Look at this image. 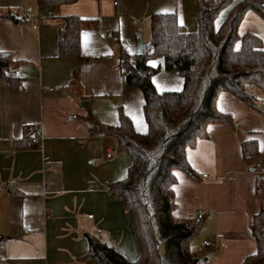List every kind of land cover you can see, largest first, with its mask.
Returning <instances> with one entry per match:
<instances>
[{
	"label": "crops",
	"instance_id": "crops-1",
	"mask_svg": "<svg viewBox=\"0 0 264 264\" xmlns=\"http://www.w3.org/2000/svg\"><path fill=\"white\" fill-rule=\"evenodd\" d=\"M241 1L220 13L217 28ZM196 12L193 0H77L53 8L0 0V55L15 63L20 80L15 87L0 78V264H95L84 257L88 236L102 238L98 229L127 260L139 258L131 215L109 191L126 178L132 161L95 126H117L122 110L138 132L147 131L142 93L126 83L120 59L137 54L138 36L151 48L153 15L175 13L193 32ZM71 16L83 21L85 59L59 54L63 19ZM238 33L264 45V20L248 12ZM153 83L159 92L181 91L184 81L161 70ZM256 95L254 109L221 93L218 110L235 127L212 123L208 138L188 150L197 180L176 172L174 217L197 220L204 213L191 243L199 264H242L257 250L250 225L264 209V194L257 193L258 181L264 182V94ZM26 129L34 130L31 139L40 136L36 145L25 139ZM248 141L257 142L259 154L243 159Z\"/></svg>",
	"mask_w": 264,
	"mask_h": 264
},
{
	"label": "trees",
	"instance_id": "trees-1",
	"mask_svg": "<svg viewBox=\"0 0 264 264\" xmlns=\"http://www.w3.org/2000/svg\"><path fill=\"white\" fill-rule=\"evenodd\" d=\"M42 8L71 4L77 0H37ZM197 7L195 30L189 32L175 13L156 14L151 18V52L136 54L132 64H121L125 81L143 96V115L147 131L140 133L122 110L117 126L96 125L97 131L117 140L119 150L132 161L126 178L109 185L124 209L131 215L139 258L131 262L100 237L88 236L85 260L95 264H199L191 248L203 227V220H178L174 187L176 172L193 180L198 174L191 167L187 152L201 139H207L208 126L223 123L235 127L233 119L218 110L221 93H230L251 108H257V92L264 94V45L253 35L240 36L239 26L252 11L264 20V0H242L217 28L220 13L233 0H193ZM13 22L20 21L8 15ZM65 32L59 41L62 58L85 59L81 53L83 21L63 19ZM126 56V55H124ZM163 65L154 67L153 61ZM161 70L183 78L181 91L159 92L153 77ZM15 63L0 55V78L18 87ZM34 130L26 129L30 140ZM243 159L259 154L256 141L242 144ZM258 195L264 194V182L258 181ZM257 250L242 264H264V209L250 225Z\"/></svg>",
	"mask_w": 264,
	"mask_h": 264
},
{
	"label": "built area",
	"instance_id": "built-area-1",
	"mask_svg": "<svg viewBox=\"0 0 264 264\" xmlns=\"http://www.w3.org/2000/svg\"><path fill=\"white\" fill-rule=\"evenodd\" d=\"M117 4H118V3H115V5H117ZM33 28L35 29V28H37V26H34ZM109 38H113V36H112V35H109ZM150 52H151V48H150V49H147L144 53H145V54H149ZM134 61H135V56H122L121 59H120V63H121V64H125V63L132 64V63H134ZM39 139H40V136H36V137L32 138V139H31V143H32V145H36V144L38 143V140H39ZM108 156L111 157V156H112V153H110ZM203 216H204V213L201 212V213L199 214V216H198V219H202ZM89 218L92 219L93 216L90 215ZM97 233H98L102 238H107V237H108V234H107L106 232H104L102 229H98V230H97ZM1 240H2V237H0V241H1ZM205 245H206V246H209V243L206 242Z\"/></svg>",
	"mask_w": 264,
	"mask_h": 264
},
{
	"label": "water",
	"instance_id": "water-1",
	"mask_svg": "<svg viewBox=\"0 0 264 264\" xmlns=\"http://www.w3.org/2000/svg\"><path fill=\"white\" fill-rule=\"evenodd\" d=\"M149 47L150 44H143L141 37L138 36L137 54H143Z\"/></svg>",
	"mask_w": 264,
	"mask_h": 264
},
{
	"label": "rangeland",
	"instance_id": "rangeland-1",
	"mask_svg": "<svg viewBox=\"0 0 264 264\" xmlns=\"http://www.w3.org/2000/svg\"><path fill=\"white\" fill-rule=\"evenodd\" d=\"M195 27V26H194ZM129 56H135V55H129ZM160 73V72H159ZM159 73H157V74H159Z\"/></svg>",
	"mask_w": 264,
	"mask_h": 264
}]
</instances>
